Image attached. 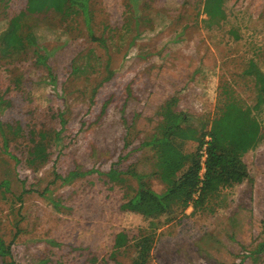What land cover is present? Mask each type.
Here are the masks:
<instances>
[{"label":"rangeland","instance_id":"rangeland-1","mask_svg":"<svg viewBox=\"0 0 264 264\" xmlns=\"http://www.w3.org/2000/svg\"><path fill=\"white\" fill-rule=\"evenodd\" d=\"M205 1L90 0L88 15L69 5L35 13L23 22L50 53L41 64L36 46L4 52L2 34L28 0H0V182L10 184L0 187V237L12 245L0 264H133V250L108 258L121 230L153 232L146 264H236L264 247V95L247 72L252 62L264 71V0H224L218 19ZM231 94L263 128L242 157L248 178L205 209L159 218L122 209L137 178L112 182L96 171L135 169L164 191L157 150L146 142L160 133L167 107L188 114L206 140ZM42 141L51 157L39 167L31 150ZM199 148L182 144L188 153ZM54 170L79 174L62 185ZM252 257L246 264H264V253Z\"/></svg>","mask_w":264,"mask_h":264},{"label":"trees","instance_id":"trees-1","mask_svg":"<svg viewBox=\"0 0 264 264\" xmlns=\"http://www.w3.org/2000/svg\"><path fill=\"white\" fill-rule=\"evenodd\" d=\"M90 0H28L26 9L13 16L8 24L7 29L2 34L4 38V52L13 51L14 49L36 46L38 49V62L46 64L49 58V51L41 46L37 34L23 22V19L39 13L43 10L55 9L61 11L63 7H78L85 15L90 12ZM224 0H206L205 11L210 19L225 17L223 8ZM30 27L24 31V27ZM44 48L45 53H40L39 49ZM254 74L256 86L260 88L261 94L264 95V71L261 70L255 62H252L247 71ZM189 115L183 111H175L171 106L167 107L164 122L160 126V133L155 135L148 145H153L157 150V175L165 183L166 188L162 192L152 189L144 181L145 174L130 169L121 171L112 165L109 170L96 171L105 174L112 182H119L123 179V173H129L138 180L136 192L127 197L122 204V209L140 213L146 218H159L164 214H169L177 210L182 212L191 205L195 210L205 209L211 199L217 197L223 188L232 187L242 183L248 178L247 164L243 161V155L250 149L256 147L263 135L261 121L254 114L253 109L241 104L238 99L231 94L229 99L219 107V113L211 123L209 141L205 140L204 135H199L198 129L189 123ZM62 130L55 132L60 137ZM207 135V136H208ZM58 137V138H59ZM181 140V141H180ZM196 140L199 147L202 148L208 143L206 148L205 173L201 192L198 197H194L201 181V171L203 169V153L197 151L188 153L182 149L184 141ZM31 153L35 154L34 161L39 160L41 166L46 165L51 157L47 152L48 142H40L35 145ZM199 148V149H200ZM41 149V151H39ZM49 157V158H48ZM88 172H93L88 171ZM79 174L77 171L70 170L66 175H62L54 170L53 182L61 181L62 185L71 183ZM83 174V173H80ZM87 174V173H85ZM5 183L8 186H5ZM0 187L5 190L9 189L8 180L0 182ZM46 187L42 192L45 196L49 190ZM54 208L59 210L61 199L51 200ZM19 233L16 234V236ZM53 242L47 239V242ZM153 232L141 229L139 234L131 236L126 230H121L115 235L113 250L109 254V259H117V255L123 250H133L136 258L133 264H146L153 248ZM11 244L0 237V254H6V251L12 252ZM264 253V247L248 251L236 264H246L249 257L257 258ZM252 257V258H253ZM108 258H104L106 261ZM98 257H92V262H97ZM13 264H17L12 257ZM119 262V260H116ZM7 264H12L7 262ZM37 264H42L38 262Z\"/></svg>","mask_w":264,"mask_h":264},{"label":"built area","instance_id":"built-area-1","mask_svg":"<svg viewBox=\"0 0 264 264\" xmlns=\"http://www.w3.org/2000/svg\"><path fill=\"white\" fill-rule=\"evenodd\" d=\"M211 139V137L208 135L207 138H206V141H209ZM208 146V143H205L204 147H203V150H202V153H203V157H202V164H203V169L201 171V181H200V185L198 187V190L195 192L194 194V197H198L200 192H201V187L203 185V180H204V173H205V164H204V161L206 160V156H207V153H206V148ZM192 207V206H191Z\"/></svg>","mask_w":264,"mask_h":264}]
</instances>
